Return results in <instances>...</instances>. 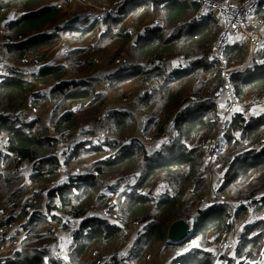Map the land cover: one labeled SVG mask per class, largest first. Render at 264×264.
I'll list each match as a JSON object with an SVG mask.
<instances>
[{"label": "trees", "instance_id": "obj_1", "mask_svg": "<svg viewBox=\"0 0 264 264\" xmlns=\"http://www.w3.org/2000/svg\"><path fill=\"white\" fill-rule=\"evenodd\" d=\"M117 1L100 0L108 4ZM200 10L202 13L198 14ZM0 11L5 14L3 24L7 29L5 38L9 42L6 47L11 61L26 63L36 51L57 46L63 33L71 28L65 38L69 61L66 58L60 64L42 65L34 70L36 73L30 79L21 78L27 76L9 65L6 66L9 73L0 74V209L9 210V220L25 217L23 213L32 203L29 196L31 192L34 194L32 189L54 182L59 166L76 161L75 156L82 150H92L96 154L90 164L98 172V175L90 173L71 178L60 187L44 189L39 196L45 194L50 198L47 213L36 211L27 220L22 244L11 255H0V264H45V256L52 249H61V256L52 253L48 264H93L89 259L95 264H127L130 260L137 264L154 246H169L165 237L166 218L176 212L181 200L188 199V193L195 197L194 203L198 206L194 212L192 235L195 233L193 238L199 245L198 237L206 238L208 243L210 234L229 233L242 226L238 241L224 264H253L256 253H264V250L258 251L264 246V220L261 217V213L264 214V161L259 159L264 153V145L259 151L253 147L264 140V112L250 118L241 112L232 116L226 135L229 152L217 157L213 170L218 178V193L230 196L249 194L246 195L249 197L263 195L261 201L249 206L223 204L208 197L209 173L203 155L218 126L220 112L217 101L212 98L221 82L219 62L211 52L222 28L216 10L202 9L188 0H127L101 21H88L86 11L70 14L49 0H0ZM147 18L156 21L148 23ZM108 19L113 24L120 23L113 37L120 40L121 50L133 42L135 57L124 67L110 69L105 79L111 87L123 90L111 80H134L132 83L128 81V86L132 87L140 81L135 77L139 73L143 83L135 103L139 116L129 111H111L106 122L109 138L105 142H94L88 148L81 142L75 143L71 155L63 161L52 152L58 139L56 134L78 125L79 118L74 109L97 113L107 101V93L94 87V79L98 78L92 70L90 75L85 72L92 64L91 57H108L103 51H94L100 39L97 34L101 37V44L110 39L112 24L95 29ZM78 23L81 27L75 28ZM251 23L259 29L263 41L254 50L251 63L244 70L231 73L233 91L241 105L248 98L264 96V0L254 8ZM136 24L142 25L140 30ZM132 26L136 29L130 36L128 31ZM247 51V38L241 35L224 45L223 58L227 62L241 61ZM192 55L193 59L185 58L187 67L184 70L176 68L185 61L183 59H175L169 70L163 67L164 64L155 65V61L165 57ZM77 56L79 60L75 59ZM74 65L84 66L77 71L79 73L69 77L68 66L72 69ZM112 65L115 64L109 67ZM84 68L86 70L82 73ZM255 70L259 73H253ZM15 72L21 77L15 76ZM206 73H210L209 78ZM42 85H50V90H39ZM67 85L77 89L70 91ZM192 95L200 96L201 101L188 102ZM27 99L52 106L48 122L41 118L25 122L19 116L9 115V110L21 108ZM172 118L177 121L172 137L160 149L148 151L144 140L136 134L137 128L141 126L146 137L159 139L164 137L165 125ZM242 158L255 163L247 166L239 162ZM27 163L32 168L28 176L33 183L31 187L26 179L21 183L24 179L22 166ZM113 179L117 185L127 184L129 190L125 192L126 199L118 198L117 203L111 205V211L116 208L118 223L92 209L94 202L101 204L103 199H108L99 194V189ZM159 185L164 187L153 197ZM206 199L212 201L205 205ZM250 213L255 216L251 221L248 220ZM258 214L261 218L257 217ZM48 216L58 221L81 217L73 239L67 241V236L62 234L66 227L52 226L50 219H46ZM136 223L145 228L129 241L126 228ZM125 248L123 256L121 251ZM94 251L102 255L92 258ZM200 252L208 258L195 264H213L210 254ZM108 253L111 255L106 258ZM184 259L186 257L181 261Z\"/></svg>", "mask_w": 264, "mask_h": 264}, {"label": "rangeland", "instance_id": "obj_2", "mask_svg": "<svg viewBox=\"0 0 264 264\" xmlns=\"http://www.w3.org/2000/svg\"><path fill=\"white\" fill-rule=\"evenodd\" d=\"M104 6H110V4L100 2V0H81V1L73 0V1L65 2L64 10L70 11L71 12L70 14H76L81 11H86V13L97 15L101 11L100 10L101 7H104ZM4 19H5V14L2 13V16L0 18V71H3V69H6V66H7V64L3 60H1V56L3 55V51H5L6 49L5 45L7 42V39L5 38V33L7 32V29L3 24ZM147 19H148V23L152 21H156V20H149V18ZM95 20L101 21L102 19H94V21ZM113 23L114 22L111 19H108L103 24H98L99 26L95 27V29H98V28L100 29L101 25H105V28L108 24L113 25L111 33L108 35L110 39L104 44H101V41H102L101 37L99 34H97V36H99L100 39L97 42L98 45L94 50V51H98V53L103 51L107 53L106 55L108 57L107 58L102 57V56H97V57L94 56V58L91 57L90 61L92 64L88 66L87 70L86 68H84V70L82 71L83 73L86 70L85 75H90V69L92 70V73L94 74V76L98 78L97 80L94 79V87L98 89V91H106L107 101L97 113H87V112L74 109V112L79 118L78 125H76L74 129L70 127L66 130H63L62 133L56 134V136L58 137V141L56 144L55 151H57L58 156L63 161L64 160L66 161L67 157L71 155L70 150L73 148V145L75 143L81 142L84 144L85 147L88 148L90 147L92 143L96 141L105 142L109 138V134L106 131V122L108 120L109 113L111 111H118V112L129 111L132 113H137L138 106L135 104L136 97L139 95V92L143 89L142 77L139 76V73H137L135 77L139 78L140 81L132 87L128 86L129 80L126 81L120 78H113L111 80V83L113 85H115L118 89H123V90H117L111 87L109 83L107 82V80L105 79L110 69H112L113 67H124L129 64L128 60L131 62L135 57V55L132 52V51H135L133 49L134 48L133 42H131L125 48V50H121L120 40L116 37H113L115 31L120 27V23L119 24H113ZM136 26L138 30H140L142 27V25H139V24H136ZM80 27H81V24H80ZM130 28H132L135 32V29H136L135 27L132 26ZM46 32H49V30L46 29ZM71 38L72 37L69 38V41H68L69 43L72 40ZM60 41L57 46L52 47L51 49L50 48H48L47 50L40 49L39 51H36L35 54L30 55L28 57V61L26 63H23V61L17 62L16 60H13V62L20 66H30L31 67V66L36 65L37 63H43L44 66H53L54 64L52 63L51 60L58 57L57 64H60L66 60L67 55H68L67 51H62L63 48H62V44L60 43ZM261 41H263L262 34L260 36L259 43ZM64 46L66 47V41H64ZM85 55H88V54H85ZM180 57H183V56H177L176 58H166L165 57L163 60L159 61L158 63L165 64V63L171 62V64H173L174 60L179 59ZM184 57L188 59H193L194 55L190 57H187V56H184ZM7 58H8V53H7ZM75 59L79 60L80 57L77 56L75 57ZM110 59H113V61H110ZM69 60H70V57L67 58V61ZM124 60L126 62H124ZM110 64H115V65H112L109 67ZM91 65L93 66L92 68H91ZM83 66L84 65H81V66L78 65L77 67L76 65H74L72 69H70V66H68L69 77H72L76 73H79L77 71L82 69ZM253 69L254 68H252V70ZM34 73H36V71L31 70L28 74L24 75L27 77H21L19 76L20 74L17 72H15L14 75L19 76L24 79H30ZM253 73L258 74L259 71L257 72V70H255ZM129 82L132 83L134 82V80H131ZM81 86L82 84L80 85V87ZM66 87H68L70 91L71 90L74 91L77 89L73 85H67ZM38 89L45 90V91L48 89L50 90V85L49 86L42 85V86H39ZM256 98H260V97H256ZM256 98H253V99L248 98L246 99V101L244 99V101L247 104V106H251L252 101ZM36 99L42 100L41 97L40 98L37 97ZM36 99L35 100L27 99V101L23 104L21 108L9 110L10 111L9 115L19 116L21 120H28V119L32 120L35 118H41L45 122H48L52 116V112H51L52 106L48 104L47 102L46 103H41V102L36 103L37 101ZM29 103L31 104V107L28 106ZM247 106L243 105L241 109L247 110L248 109ZM7 113L8 112H6V114ZM247 118H250V117H247ZM86 131L93 132V133L88 134ZM136 134L142 140H144L145 146L148 149V151L160 149L167 142L165 135L164 137L159 138V139H151V138L146 137L145 133L143 132V128L141 126L137 128ZM122 143H124V141ZM262 145H264V140H261L255 146L253 145H250V146L255 147L256 151H259ZM250 146L248 145V147ZM229 148H230V144L228 146L227 152L225 153L229 152ZM110 153L112 154L113 152L111 151ZM75 157H76V161H73L71 164H68V165L67 164L63 165V171L59 175L58 183L56 187H60L59 183L65 180L70 175H78V173L79 174L80 173H83V174L92 173L93 167L90 164V160L96 157V154H94L92 150H89V151L82 150V152H80ZM259 159L264 161V153L259 157ZM0 162H2V157L0 158ZM239 162H243L247 166L255 163L253 161H246L244 160V158L240 159ZM31 171H32V168H31L30 163L23 164L21 175L23 176L24 179L22 180L21 183H24L26 179L28 186L30 187L33 186V183L28 179V176L30 175ZM217 179L218 178H216V181L212 182L211 184V180L209 178L210 188L208 192V197L210 199H214V200L216 199L219 202H223V204L242 203V204H249V206L259 204L258 202L253 200L254 195L251 197L246 196L249 194L239 195V196H230V195L218 193ZM163 187H164L163 185H159L158 188L155 189L153 197H156V195H159ZM35 188L36 187H34L32 191H34ZM44 189H47L46 185L41 186L40 190H36L34 194L32 192L29 193L30 201H32V203L31 205H27V208H30L33 211H37L39 214L47 213V205L50 201V198L45 194L39 196L40 194L43 193ZM126 190L127 192L129 191L127 188V184L122 183L120 185H117V182L114 179L111 180L107 184L101 185L99 194L104 196L105 198L108 197V199H103L104 203H101V204H97V202H94L95 207H93L92 209L95 212H98L100 214H102L103 210L104 211L111 210L112 203H117L118 198L126 199V195H125ZM107 193L112 197L113 199L112 202L110 201L111 199H109V196ZM215 193L221 196H224V200L216 198L214 196ZM187 195H188L187 196L188 199L185 198L186 200H181L176 207V212H173L171 216L166 218L167 224H169L171 221H173L175 218H178V217H187L194 224V212L196 211L198 206H197V203H194L196 202L195 197L192 196L191 193H188ZM192 199L193 201H187V200H192ZM210 201L212 200L206 199L204 204L207 205L208 202ZM202 206L206 208L203 204ZM228 206L233 207L232 205H228ZM114 210L116 211V208ZM25 212H26V209H25ZM263 215L264 214L261 213V217L264 220ZM257 217H260V214H258ZM254 218L255 216L252 215L251 213L248 215L249 221L253 220ZM109 219L115 223L119 222V219L117 218V214L115 218L110 217ZM143 228H145V226L141 223H136L135 225L129 228H126V231L129 230V235H128L129 241H132L138 235V231L142 230ZM241 232H242V226L241 227L237 226L229 233L218 232L215 234H210L208 237V243L206 241V238L198 237L199 243L201 245H199L198 242L193 238L195 236L194 235L195 233H194L193 235L191 234L187 240H184L180 243L169 244V246H166V245L154 246L155 248L153 247L154 249L152 248L150 252L148 253L150 255L147 258L140 260L138 264H195L196 262H202L208 258L207 256H205L204 253H201L200 251H205V253L210 254L211 259L213 260V264H224L227 261L226 256L232 252L233 248L235 247L238 241V233H241ZM62 234L67 236V241H68L69 240L68 230L66 229V232ZM206 243H207L206 246H202L203 244H206ZM125 246L127 247L128 245L125 244ZM192 249H198L200 251L192 250ZM261 250H264V246L258 251H261ZM98 254L99 253L97 251L96 253L91 254V257L96 258ZM121 254H123V256L126 254V248L121 251ZM51 255H52V250L48 252L47 255L45 256V259L47 258L45 260L46 264H48L47 260ZM99 255H102V254H99ZM108 255L110 256L111 253H108ZM182 257H186V259L181 261ZM64 258L67 262L69 261L67 256ZM89 260H91L93 264H95L94 260L92 259H89ZM99 262L100 260H98V263ZM252 263L253 264H264V253L263 252L256 253V257L252 260ZM129 264H134V263L130 260ZM226 264H229V263H226Z\"/></svg>", "mask_w": 264, "mask_h": 264}, {"label": "built area", "instance_id": "obj_3", "mask_svg": "<svg viewBox=\"0 0 264 264\" xmlns=\"http://www.w3.org/2000/svg\"><path fill=\"white\" fill-rule=\"evenodd\" d=\"M51 3L55 4L58 7H62L64 9L66 1H73V0H49ZM81 1V0H76ZM127 0H118L115 4H110V6L101 7V11L97 15L90 14L87 17L88 21L93 19H101L107 14H112L116 11V9L120 6H123ZM190 2L198 4L202 9L210 8L217 11L219 17L222 21V28L215 40V42L211 46V52L216 60L219 62L220 68V84L218 87L213 91L212 98L220 104V112H219V122L216 128V131L204 152V165L209 173V178L212 182L216 181V176L213 174V170L216 166L217 157L228 150L229 143L226 140V135L228 132V128L232 119V116L239 112L240 109V102L238 101L237 97L234 94L233 87L231 84V73L242 71L244 70L252 61V57L254 54V50L257 48L258 43L260 41L261 33L258 28H256L251 23V17L253 15L254 8L262 1V0H244L241 2L231 1V0H188ZM2 11H0V18L2 16ZM202 11H198V14H201ZM81 23L75 25V28L80 27ZM71 28L67 29L62 37L60 38V43L62 44V51H67V48L64 46V41L67 35V32L70 31ZM130 36L134 35V30L132 28L129 29ZM43 34V30L41 31ZM241 35L247 38L248 44V51L245 55L244 59L241 61H231L227 62L223 58V47L224 45L229 42L231 39H237L241 37ZM237 37V38H236ZM7 39V38H6ZM9 40L7 39L8 43ZM5 51H3V55L1 56V60H3L7 65L11 66L12 68L22 71L23 74H28L31 70H38L41 68L42 63H37L34 66H20L13 61L8 60L7 58V47L5 45ZM181 59L185 60L183 63L176 66L178 70H184L187 67V59L185 57H180ZM58 60V57L55 58V61ZM159 61H155V64L158 65ZM124 62H126L124 60ZM9 70L3 69L0 71V74L7 75ZM206 77H210V73H206ZM27 101V100H26ZM25 101V102H26ZM201 98L197 95H192L189 97L188 102L194 104L200 102ZM24 102V103H25ZM254 105H264L263 97L256 98L252 101ZM31 107V104H28ZM143 118H147L143 116ZM21 120V119H20ZM34 120V119H32ZM29 120H21V121H32ZM176 119L172 118L167 121L165 125V137L168 141L170 137L173 135L174 128L176 126ZM58 141V139H57ZM57 144V142H56ZM56 148V146H55ZM53 150V155L56 157L58 156L57 151ZM63 171V164L59 166L58 169V176L56 180L52 183L46 184V188L50 189L52 187H56L58 183V178L60 173ZM92 173L98 175L96 170H93ZM83 173H78L81 175ZM71 178H75L77 175H70ZM69 176V177H70ZM66 180H68V178ZM63 181L59 183V185H63ZM41 186H37L33 192L36 190H40ZM33 190V189H32ZM100 190V189H99ZM106 193V192H105ZM108 194V193H107ZM110 201L112 202V197L108 194ZM216 198L224 200V196H221L217 193L214 195ZM263 195L258 197V195L253 196V200L256 202H260ZM18 211H20L18 209ZM17 213V212H16ZM15 213V214H16ZM37 212L33 211L30 208H26L25 217H14V219L9 220V210L2 208L0 209V255H11L14 251H16L20 245L22 244L23 240L26 237V230L24 224L27 222L28 219L32 215H35ZM14 214V216H15ZM102 215L104 218L116 217L115 210H106L102 211ZM264 216V215H263ZM46 219H50L49 222L52 226L57 227L59 225H64L68 230L69 240H72L74 237V231L78 227V223L81 221V217H67L65 219L59 220L56 218H52L48 216ZM113 222V221H112ZM52 253L56 256H61V249H52ZM93 253H96L94 251ZM148 254L146 258L149 256ZM109 255L106 254V258ZM46 264V263H45ZM129 264V261H127ZM138 264V263H137Z\"/></svg>", "mask_w": 264, "mask_h": 264}, {"label": "water", "instance_id": "obj_4", "mask_svg": "<svg viewBox=\"0 0 264 264\" xmlns=\"http://www.w3.org/2000/svg\"><path fill=\"white\" fill-rule=\"evenodd\" d=\"M193 223L187 217H178L166 226L165 237L168 243L176 244L187 240L193 233Z\"/></svg>", "mask_w": 264, "mask_h": 264}, {"label": "crops", "instance_id": "obj_5", "mask_svg": "<svg viewBox=\"0 0 264 264\" xmlns=\"http://www.w3.org/2000/svg\"><path fill=\"white\" fill-rule=\"evenodd\" d=\"M179 59H181V58H179ZM52 61V63L53 64H57L58 63V61H55V59H53V60H51ZM42 65H43V63H42ZM156 65V64H155ZM158 65H161V64H158ZM171 62H169V63H165L164 65H163V67L165 68V69H167V70H169L170 68H171ZM104 92H106V91H104ZM263 100H264V96H263ZM219 105V111H220V104H218ZM243 105H245V106H247V104L244 102V103H242V105L240 104V109H239V112H241V113H243L246 117H252V116H257V115H259V114H261L262 112H264V105L262 106V105H251V106H247L248 107V109L247 110H242L241 109V107L243 106ZM88 134L89 133H93V132H89V131H86ZM96 142H99V141H96ZM81 175H84V174H81ZM77 176H80V175H77ZM76 176V177H77ZM75 177V178H76ZM71 179V176L68 178V180H63V182L65 183V182H69V180Z\"/></svg>", "mask_w": 264, "mask_h": 264}]
</instances>
